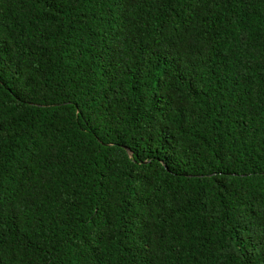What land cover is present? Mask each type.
Here are the masks:
<instances>
[{"label":"trees","instance_id":"trees-1","mask_svg":"<svg viewBox=\"0 0 264 264\" xmlns=\"http://www.w3.org/2000/svg\"><path fill=\"white\" fill-rule=\"evenodd\" d=\"M0 264H264V0H0Z\"/></svg>","mask_w":264,"mask_h":264},{"label":"water","instance_id":"water-1","mask_svg":"<svg viewBox=\"0 0 264 264\" xmlns=\"http://www.w3.org/2000/svg\"><path fill=\"white\" fill-rule=\"evenodd\" d=\"M127 150H128V152H129V154H131V151H130V149H128V148H127Z\"/></svg>","mask_w":264,"mask_h":264}]
</instances>
